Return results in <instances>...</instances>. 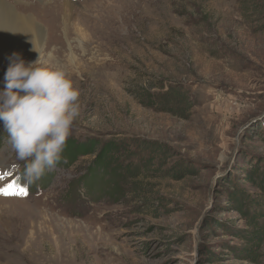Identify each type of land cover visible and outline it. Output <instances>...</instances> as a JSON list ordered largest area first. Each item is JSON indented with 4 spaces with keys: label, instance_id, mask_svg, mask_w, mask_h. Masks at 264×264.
I'll use <instances>...</instances> for the list:
<instances>
[{
    "label": "rangeland",
    "instance_id": "obj_1",
    "mask_svg": "<svg viewBox=\"0 0 264 264\" xmlns=\"http://www.w3.org/2000/svg\"><path fill=\"white\" fill-rule=\"evenodd\" d=\"M70 1L69 31L62 0L27 8L44 28L43 60L79 91L67 141H156L169 165L184 159L196 171L143 178L139 201L131 184L88 171L93 155L70 164L61 154L29 184L0 126V186L27 188L0 195V264H249L230 250L246 226L225 195L233 182L259 193L244 179L254 166L264 178V0ZM8 64L0 61V89ZM156 85L188 90L196 104L186 118L138 103Z\"/></svg>",
    "mask_w": 264,
    "mask_h": 264
},
{
    "label": "trees",
    "instance_id": "obj_2",
    "mask_svg": "<svg viewBox=\"0 0 264 264\" xmlns=\"http://www.w3.org/2000/svg\"><path fill=\"white\" fill-rule=\"evenodd\" d=\"M155 88L161 90L164 88V90L161 92L151 91ZM137 95L140 105L161 112H169L181 118H186L189 110L196 104L191 99L188 90L173 85L145 87ZM169 152L165 145L156 141L111 137L106 140L93 138L83 141L75 139L66 141L62 154L65 156L66 162L68 161L70 164L79 157L93 155L94 159L87 169L88 171L93 169L112 173L114 179L119 180L116 185L125 184L127 186V184H131L132 191L139 201H145L147 195L140 196L141 192L137 188L136 182L143 180V178L149 179L159 176L181 180L187 174L196 171L184 159L169 165L172 157ZM133 158L135 159L131 161ZM245 173L244 179L255 186L259 193H247L236 182H233V188L227 191L225 196L228 203L233 205L234 210L239 213L246 226L245 229L237 232L241 246L232 247L230 250L239 260L249 264H262L264 261V178L260 177L257 180L259 175L257 166L248 169ZM91 182L93 183V181ZM84 183L85 185H82L86 187L87 181ZM94 184V189L97 188L98 192L104 194L109 190L114 195L121 192L116 186L107 191V187L101 189L96 182Z\"/></svg>",
    "mask_w": 264,
    "mask_h": 264
},
{
    "label": "clouds",
    "instance_id": "obj_3",
    "mask_svg": "<svg viewBox=\"0 0 264 264\" xmlns=\"http://www.w3.org/2000/svg\"><path fill=\"white\" fill-rule=\"evenodd\" d=\"M26 62L20 53L9 64L0 89V126L16 158L25 161L23 178L39 180L61 159L74 119L79 115V91L66 71L53 69L41 53Z\"/></svg>",
    "mask_w": 264,
    "mask_h": 264
},
{
    "label": "bare ground",
    "instance_id": "obj_4",
    "mask_svg": "<svg viewBox=\"0 0 264 264\" xmlns=\"http://www.w3.org/2000/svg\"><path fill=\"white\" fill-rule=\"evenodd\" d=\"M12 1L15 3L20 2V8L16 7ZM28 1L32 2V0H0V61L2 62L9 63L7 57L17 51L25 53L29 59L38 58L39 53L33 50L34 45L40 53L43 52L45 46L44 28L27 9L31 5ZM62 1L64 12L61 26L62 29L69 31L70 25H73L71 23V19L74 18L72 8L76 2ZM86 7H83L85 14L88 13V7ZM81 22H84V20Z\"/></svg>",
    "mask_w": 264,
    "mask_h": 264
},
{
    "label": "snow or ice",
    "instance_id": "obj_5",
    "mask_svg": "<svg viewBox=\"0 0 264 264\" xmlns=\"http://www.w3.org/2000/svg\"><path fill=\"white\" fill-rule=\"evenodd\" d=\"M8 177L5 174H0V181L7 179ZM0 195H19L26 196L27 188L19 185V182L14 179H8V183L0 186Z\"/></svg>",
    "mask_w": 264,
    "mask_h": 264
}]
</instances>
